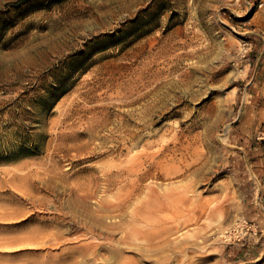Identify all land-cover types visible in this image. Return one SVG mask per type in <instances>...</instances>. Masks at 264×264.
Masks as SVG:
<instances>
[{
	"label": "rangeland",
	"instance_id": "obj_1",
	"mask_svg": "<svg viewBox=\"0 0 264 264\" xmlns=\"http://www.w3.org/2000/svg\"><path fill=\"white\" fill-rule=\"evenodd\" d=\"M183 187L166 264H264V0H0V264H151L123 231Z\"/></svg>",
	"mask_w": 264,
	"mask_h": 264
},
{
	"label": "bare ground",
	"instance_id": "obj_2",
	"mask_svg": "<svg viewBox=\"0 0 264 264\" xmlns=\"http://www.w3.org/2000/svg\"><path fill=\"white\" fill-rule=\"evenodd\" d=\"M166 160V161H170ZM157 164V163H156ZM170 166V165H169ZM167 166V167H169ZM166 167L162 161L160 165L156 166L155 170L158 171L161 176H169L172 172L177 173L179 168L174 169H164ZM171 168H173L171 166ZM180 171V170H179ZM131 169H125L123 173L130 174ZM175 191V190H174ZM173 190L170 193H166L162 196L159 195L154 189L149 190L148 198L149 201L145 205L137 206L132 211L131 222L133 223H144L143 227H136L132 225L129 229L123 231L122 241H139L141 240L144 245L133 247L136 251H151L158 255L151 264H166L170 261H179L177 255L185 258L189 250V244L186 241L180 243H172L171 237H173L181 227L187 225L189 222H196L200 220V216L194 214V211H190V207L193 206V200L189 196L190 190L187 187L180 188L179 191L174 192ZM126 203L120 202V204H113V212H117L121 217L120 221L124 220V213L122 206ZM199 207V206H198ZM116 210V211H114ZM104 211L103 209L99 210ZM161 215V213H164ZM89 217L92 215L89 213ZM115 228V227H113ZM108 240L109 238L104 237ZM205 240L200 238V242H197L200 246L204 244ZM111 247L114 249H105L102 252L95 253L92 252L90 260L86 259L87 264H142L146 262L144 258L150 259V256H143L138 254V258L128 257L124 255L125 251L122 247L114 246L111 244ZM91 246L86 244L82 247L83 250H89ZM80 251L79 248H74L73 251ZM133 250V254L137 252ZM132 252V251H131ZM130 252V253H131ZM173 254L174 256L168 255V253ZM74 254L76 252H73ZM71 253L65 257V262L61 264H79L76 261L75 255ZM201 260V259H199ZM96 261V262H95ZM99 261V263H97Z\"/></svg>",
	"mask_w": 264,
	"mask_h": 264
}]
</instances>
